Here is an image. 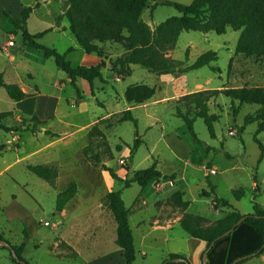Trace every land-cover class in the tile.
Returning a JSON list of instances; mask_svg holds the SVG:
<instances>
[{
	"label": "rangeland",
	"instance_id": "374dc122",
	"mask_svg": "<svg viewBox=\"0 0 264 264\" xmlns=\"http://www.w3.org/2000/svg\"><path fill=\"white\" fill-rule=\"evenodd\" d=\"M62 1L64 13L67 11L74 18L72 25L68 21L70 27L85 39L88 50L98 56L99 60L105 61L104 57H106V61L111 63L116 58L123 57L130 52V33L127 26L129 20H123L120 17L121 8L112 9L107 0ZM176 1L189 3L191 0ZM156 2L157 0H148L138 19L143 22L146 20L152 26H156L167 17L179 14V11L173 5ZM151 3L153 4L151 5ZM28 6L44 11L43 22L35 20L36 16H32V20L28 23L30 30L38 31L52 22L51 12H57L58 7L61 5L58 0H0V18L3 24L10 25L11 22L8 17L1 13L2 11L8 12L12 18H19L22 16V10ZM94 21H100V23L95 24ZM187 22L195 24L197 20L191 18ZM155 28L150 27L152 31ZM56 31L46 33L40 42L45 45L55 42ZM238 33L237 30L228 28L224 33L210 30L204 36L202 31L182 30L177 37L174 49L182 59H185L188 41L195 40L204 50L213 49L218 51L216 64L222 68L223 77L227 74L229 77V74L233 75L234 71L232 63L227 66L228 49L233 50ZM12 36L17 44L22 43L20 30H15ZM65 44L68 46L70 43L66 41ZM57 46L61 50L63 43ZM36 51L39 52L40 50L36 49ZM75 55H78L77 52L71 54L73 64H76ZM51 61L53 65H56L53 59ZM21 68L24 69L26 66H21ZM247 68L246 64L243 63L240 71ZM144 69V67L138 68L136 66L131 74L124 75L122 87L139 80L150 84L144 85L150 93L143 100V102H146L152 100L155 96H159V90L152 87V81L143 80ZM60 71L65 75L62 70ZM180 74L182 77L177 80V83L183 84L185 79V83L189 86L194 81L204 82L205 77L216 75L211 72L208 66L191 69ZM196 76H198L197 80H195ZM216 77L215 80H217ZM25 79L28 80V78ZM80 81H83L79 84L81 100L76 101L77 104L71 102L72 98H77V91L71 83H68L60 104V115L65 116V120L71 124L66 126L61 122H56L54 125L62 128H50L45 130L44 134L38 133L40 126H37L40 124L34 128L29 126L32 128H25L28 131L24 129L20 131V144H17L19 151L48 144L46 154L39 159L49 160L47 164H53L57 167V171L59 170L61 174L58 185L47 184L48 181L46 182L28 170L25 166L27 161L13 164L0 173V229L8 241H13L18 237H24L23 228L26 227L28 250L31 251L32 245L36 243H39L38 247L41 248L39 251H34L33 254L37 262L40 264H68L64 259H54L53 254L48 251L47 243L59 233L60 229L53 226L59 216L57 212H52L55 208L56 195L70 180L76 181L80 192L83 194L89 192L88 186L92 184L94 187L92 190L93 196H97L103 206L102 195L105 191L111 189H121L125 205L130 209L136 205V199L139 195L152 200L158 192L162 191L161 195H164L177 190L176 196H173L178 201L179 210H183L181 194L178 192L180 190L184 191L183 197L190 199L191 195H194L200 201L192 203L190 212L205 214L213 218L217 215L207 202L211 200V197L197 195V191L204 187L206 182H212L217 184L219 194L232 202L241 211H252L253 200L264 207V181L261 182L260 191L252 189V182L255 178L260 181L264 177V156L260 158L259 146L253 138L256 134L257 124L256 122L244 124L245 115L247 113L256 114L258 104L244 103L234 114L230 97L219 93L213 98L210 97L208 99L210 100L209 112L218 115L213 122L215 136L212 137L209 134L203 118L196 117L193 123L194 131L198 137V140H196L188 131L183 119L179 117L176 110L179 107L183 114L193 116L194 113L199 111V107L196 105L197 100L201 102L206 100L203 94H195L194 96L187 93L188 95L185 94L177 99L176 104L175 101L153 104L149 106L148 110L146 109L150 115L145 113L143 107L135 108L131 111L138 118L137 125H135L131 120H123L124 110L111 114L107 118H101L100 115L104 113L103 108L97 106L89 93L88 82L83 79ZM44 82H48V79H45ZM217 82H220V80H217ZM258 82L253 81L251 86L257 85ZM237 84V82L227 79L228 87ZM113 86L119 88L117 84L113 83ZM109 91H112V89ZM3 93H5L6 99L1 100L0 108H9L8 94L5 91ZM130 94L134 98L137 97L132 91ZM98 96L102 98L104 94ZM66 97L70 102L65 101ZM98 103L100 104V102ZM93 117L96 118L95 121L87 126L86 130L75 132L77 128L75 124H84ZM8 120L9 123L15 122L13 118H8ZM98 129L104 133V138L100 137ZM231 130L235 133L229 134L228 131ZM256 135L264 144V130ZM7 136L9 135L4 132L0 135L4 138ZM136 136L141 139V143L131 154L130 150ZM118 144H121L120 150L116 149ZM88 146L93 153L99 155L100 161L98 163L92 160L91 152L89 154L84 152V149ZM15 151L14 149H4L1 154L4 155L5 159L13 160L17 155ZM1 160L2 158H0V168L2 165ZM154 160L157 161L156 167L161 173L172 174L176 180L171 177H161L151 181L145 188H141L136 182H133L129 187H123V183L112 178L105 169L106 166L112 167L119 175L130 177L131 169L146 168ZM29 161L41 162L35 158ZM209 168H215L216 172L210 173ZM160 184H164V189L157 191ZM231 188L242 189L244 194L236 198L232 194ZM92 202L97 207L99 203L97 199H92ZM152 211L153 208H150L149 212ZM141 213L140 211L130 212L129 223L133 228H135V223ZM46 220L49 222L47 225L43 223ZM237 231L239 233L244 232L241 228ZM188 237L191 236L179 224L167 231L166 237L161 234V237L154 238L153 235H150L145 239H141L139 232L134 229L133 238L136 258L132 264H163L169 252L174 249H180L181 252L188 253L187 256L181 255L185 256L191 264L192 256L195 259V241L200 239L191 237L195 240L187 243ZM42 239H44L43 242H41ZM108 246L107 243L106 246L103 244L101 247H97L98 252H107L106 248H109ZM141 251H144L145 254ZM89 254H93V252H89ZM257 259L252 258L244 264H254ZM2 262V264H11L9 258L3 259Z\"/></svg>",
	"mask_w": 264,
	"mask_h": 264
},
{
	"label": "crops",
	"instance_id": "0c3cea01",
	"mask_svg": "<svg viewBox=\"0 0 264 264\" xmlns=\"http://www.w3.org/2000/svg\"><path fill=\"white\" fill-rule=\"evenodd\" d=\"M171 1H176V0H171ZM58 2L61 6L58 7L59 9L57 10V12L55 13L51 12L53 17L52 22H50V24H48L47 27L42 28L38 31L30 30V28L28 27V23H30V21L32 20V16H36L35 20H40L43 22L44 11L37 10L33 6H28L31 7V10L29 11V15L27 18V24H26L27 30L30 33H37L44 31L43 35L40 38H38L39 42L46 33L54 32L55 30H57L55 33L56 34L54 40L55 42H51L50 44H48L49 47H53L59 50L61 53H65L66 57L68 58L72 66H77L79 64L87 65V66L96 64L99 61V57L96 56L94 53L87 52L78 44L75 36L69 29L68 20L65 17H61L57 21V17L64 13V9L62 8L63 1L58 0ZM190 2H192V0ZM152 4L153 3H151V5ZM4 12L5 11H2L1 13L5 15ZM8 15L10 14L8 13ZM180 15L181 13L169 17L180 16ZM166 19H164L163 21H165ZM144 21L152 29H154L158 24L161 23L160 22L156 26H152L148 21L146 20ZM228 28L236 30L230 26L227 27V29ZM15 30L17 29H15L11 24L4 25L2 19L0 18V72L3 74V78L5 82L15 83L19 85L21 89L25 92V96L20 100H13L7 95L10 100L8 101L9 108H5V109H3L2 107L0 108V124L5 126H13L16 123L17 124L19 123V119H21L22 115H26V117H29L33 114H36L39 119L47 121L46 123L37 126V127L40 126L38 131L39 134H44L45 130L50 128L53 129H55V127L62 128L60 126H55L54 124L56 122H61L66 126L70 125L71 123L65 120V116L60 115V104L63 99V93L67 88V84L71 83L76 88L77 91V98L76 99L72 98L71 102L77 104L76 101H79L82 98L81 94H79L80 91L79 84L80 82H83L80 81L83 78L80 77L76 78L74 85L71 82V78L63 70L62 71L65 73V75L61 73L60 71L61 68L59 66L53 65L51 61V59H53L52 57H46L41 51L38 52L36 51L35 48L27 46L23 43L17 44L13 40L14 38L12 36V34L15 33ZM191 30H195V29H191ZM208 31H202L204 32V36L208 34ZM237 31L239 32L238 33V37H239L240 30ZM9 40H13V45H8ZM66 41H69L70 43L68 46H66L65 44ZM62 43H63V47L60 50L57 45ZM236 43L233 50L228 49L229 54L227 56L228 57L227 66L229 65V63L233 64V71H234V73H232L233 75L229 74L228 77L227 74L225 75V77H223L222 68L216 64L217 60L213 62V65L221 68L220 72L212 71L208 66L211 72L216 74L214 76L215 77L217 76L216 79L220 80V82H217V80H215V77L213 75H209L205 77L204 82L194 81L193 84L189 86L187 83H185V79L183 84L180 82L177 83V80L182 77V75L178 72L175 74L172 73L155 74L150 70H148L142 64H132L130 74L134 71V68L136 66L138 68L144 67L145 69L143 71L144 72L143 80L152 81L153 83L152 87L155 88V90L156 89L159 90V96H155L150 101L131 104L126 99L125 96L126 89L130 86L146 85L148 83L139 80L136 82H131L127 84L125 87H122L124 83V76L116 74L115 70L111 69L112 65L109 62H107L106 61L107 58L104 57L106 61L105 67L102 68V75L104 80L101 81L99 79H95L93 81L92 83L93 92L91 91L90 83L87 81L89 85L88 91L92 95V98L94 99L97 106H101V108H103L104 113L101 114L100 117L104 119L110 116L111 114L117 113L119 111L126 109H130L132 111L135 108H139V107H143L146 111L145 113H147V115H150L149 112H147L148 108H150L149 106L156 103H171L174 101L176 104V102H178L177 99H179L181 96L199 90H218L219 92L217 93L223 94L221 91L228 88L227 79L233 80L238 83L237 85L231 87H239L242 85L251 86L253 81H259L257 85L254 86H264V57L256 58V57L246 56L240 52H236ZM187 44L188 46L185 51V59H182L179 56V54L176 53L174 47L167 51V55L171 58L182 60L184 66L190 65L196 60V58L201 53L208 50L215 51L217 53V59H218V51L216 50L213 49L204 50L203 47L200 46L199 43L196 42L195 40H189ZM69 47H73L72 50H68ZM73 52H77L78 54L75 55L74 57L76 59L75 62L76 64H73L72 62L73 58H71V54ZM243 63L246 64L248 68L246 70L240 71V67L243 65ZM21 66H26V68L22 69ZM25 78H28L29 81L26 80ZM45 79H48V82H44ZM197 79L198 76L195 77V80ZM113 83L119 85V88L114 87ZM110 89H112V91H109ZM4 91L6 92V90L3 87H0V106H1V100L6 99L5 93H3ZM217 93H214L211 97L212 98L215 97ZM99 94H104V97L102 96V98H99L98 96ZM65 101L66 102L69 101L68 97L65 98ZM98 102H100V104ZM207 103H208V107L210 108V100H208ZM8 118H13L15 122L14 123L7 122L9 121ZM94 119L96 118L93 117L89 122H86L84 124H75L77 127L75 129V132H78L80 130H86L87 126H89L91 123L95 121ZM20 131L21 130L5 131L3 129H0V135L3 132L9 135L6 138L0 137V144H4L3 150L14 149L16 150L15 152L17 153L16 157H14L13 160H8L4 158L3 154H1L3 150L0 151V158H2L0 173L4 172L3 170L5 168H9L13 164L22 161H27L25 162V166L29 163L47 164L49 162V160L39 159L40 157L46 154L47 152L46 146L48 144H43L42 146H34L29 150H24V151L18 150L17 144H20L19 140L21 138ZM228 132L229 134L235 133L233 130ZM32 158H35L41 162H30L29 160ZM130 171H132V169ZM59 179H61V174L58 170L57 177L55 179L54 184L52 185L53 186L58 185ZM174 179L176 180V178ZM44 180L47 182L46 179ZM262 181H264V177L260 181H258L255 178V180L252 182V189L260 191V186L262 184L261 183ZM208 183H210L211 186H209ZM47 184H51V183L48 181ZM66 184L68 183L66 182ZM66 184L64 188L66 187ZM209 187H212V192L209 196L211 197V200L207 202L209 206L214 210L217 217L210 218L205 214L190 212L192 203L200 202V201L194 195H191L190 199L183 197L184 191H180V190L178 192H180L181 194V200L187 202V206L183 210H179L178 201L176 198L173 197L174 193H176L177 190L169 194L161 195L162 193L161 190L164 189V184H160V187H157L158 188L157 191H161V192L156 193V196L152 200H148L144 196L139 195L136 199V205L132 209L128 208L129 215L131 211L142 212L138 218V221H136L135 223V228H133L130 225L132 229V234H134V229H136L139 232L141 239H145L150 235H153L154 238L161 237V234H164L166 237L167 231L173 229L176 224L180 225V219L182 218L184 213H189L192 215H201L206 218L207 220L205 221L206 223L213 222L218 218L223 217L230 208L227 205L223 204L221 201L216 202L214 200V196L224 198L219 194V189L217 184L212 182H206L205 186L202 187L199 191H197V195H201L202 189L210 190ZM64 188H61V190H59L58 193L62 191ZM93 188L94 187L92 186V184H90L88 186L89 192L83 194L80 192L79 185H77L76 193L72 198H70L66 202L65 206L61 210H56L55 208L54 210H52L53 213L57 212L59 215L53 226L59 227L60 229H59V233L48 241L47 243L48 251L51 254H53L54 259H64L67 261L68 264H126L125 257L123 255V249L117 246L115 243L117 224L114 219V216L109 209H107L105 206L102 205V202L99 200L97 196H93V191H92ZM233 189L235 188H231V191H233ZM106 192L107 191H105L102 196H104ZM92 199H97V201L99 202L97 207L92 202ZM228 202L234 208L239 210L242 214L253 212L254 200L252 201V211L250 212H247L246 210L241 211L236 206H234L232 202H230L229 200ZM255 202L257 203V201ZM257 204L261 209H264V207L261 204L259 203ZM150 208H153L152 212H149ZM129 215H128V220H129ZM43 223L46 225L49 224L47 220L43 221ZM0 235L4 237L5 240H7L1 229H0ZM26 235H28V232L26 227H24L23 228L24 237L22 238L18 237L13 241H8V240L7 241L11 243V245H22L23 247L22 256L30 264H40L33 257L34 251H39L41 249L38 247L39 243L32 245L31 251H29L28 242H27L28 237ZM191 237L187 238V243L191 242L192 240H195L193 239L195 237L193 238ZM43 241L44 239L41 240V242ZM195 242H196V249L194 252L195 261L191 260L190 258L191 264H201L202 261L200 255L206 247V241L200 239V240H196ZM107 243L109 244L108 246L109 248H106L108 251L105 253L98 252L99 250L97 249V247H101L103 244H105L106 246ZM89 252L90 253L93 252V254H89ZM141 253L145 254L144 251H141ZM169 253H180L185 256L189 255L188 253L181 252L180 249L171 250V252ZM7 256H8L7 253H3L2 250H0V264L3 263L2 262L3 259H8ZM256 258L258 259L255 260L254 264L264 263V252L259 257ZM10 262L11 264H16L11 260ZM245 262H243L242 264H244Z\"/></svg>",
	"mask_w": 264,
	"mask_h": 264
},
{
	"label": "trees",
	"instance_id": "16d2710c",
	"mask_svg": "<svg viewBox=\"0 0 264 264\" xmlns=\"http://www.w3.org/2000/svg\"><path fill=\"white\" fill-rule=\"evenodd\" d=\"M113 8H121L120 17L125 20L128 19V31L130 33V52L123 57H118L110 64L113 70L118 75H128L131 72L132 64H142L148 70L155 74L163 73H183L191 69L199 68L202 66H209L212 71L220 72L221 68L213 65L217 60V53L212 50L201 53L196 60L190 65L184 66L182 60L171 58L167 55V51L174 47L177 37L182 30H201L208 31L214 30L217 33H224L227 27H232L240 30V34L236 43V52H240L246 56L251 57H264V0H192V2L185 4L177 1L165 0L163 4L173 5L180 16H173L167 18L165 21L158 24L154 31L149 25L138 19L140 12L145 7L148 0H107ZM158 3V1L156 2ZM31 7H25L22 10V16L19 18H12L8 13L4 12L9 18L12 26L21 31L22 43L40 50L46 57H52L57 66L61 68L70 78L71 82L75 85L76 78H83L91 85L95 79L103 81L102 68L105 67L106 62L100 59L96 64L92 65H77L72 66L70 61L66 58L65 53L59 52L53 47L44 45L38 41L44 31L37 33H30L27 30V18ZM66 17L71 23L74 22L73 16L67 11L57 17ZM195 18L197 23L190 24L187 20ZM92 22V21H91ZM99 24L100 21H94ZM70 31L75 36L78 44L90 52L85 44V39L72 30L69 25ZM69 47L68 50H72ZM0 87H3L8 96L13 100H20L25 96V92L21 87L15 83H7L0 72ZM137 95L134 98L130 92ZM218 90H201L198 92L190 93V95L203 94L205 99L203 102L197 100L196 105L199 111L194 113L193 116L183 114L179 107H177V114L181 117L194 139L198 140L196 132L193 128V123L196 117H202L209 134L214 137L215 129L213 122L217 119L218 115L209 112L208 99ZM224 95L230 97L233 113L235 114L240 106L244 103L258 104L256 114H246L244 117V124L250 122L257 123L256 134L264 130V87L261 86H246L228 87L221 91ZM149 89L144 85L130 86L126 89L125 96L129 103L143 102L149 96ZM188 95V94H187ZM123 120H131L137 125V118L132 114L130 109L124 110ZM46 120H41L36 114L29 117L22 116L21 121L17 125L5 126L0 124V129L5 131L22 130L24 128H34L38 124L46 123ZM32 126V127H29ZM100 137L104 138L105 135L98 129ZM254 135L253 138L257 142L260 149V158L264 156V144L261 140ZM141 139L135 137L133 146L130 150L132 154L139 144ZM4 144H0V151L3 149ZM116 149H121V144L116 145ZM85 153L91 155L94 162H99L100 157L98 154L93 153L92 149L88 146L84 149ZM259 158V159H260ZM27 168L37 176L46 179L51 184H54L57 177V167L53 164L45 163H29ZM157 161L141 169L132 170L130 177H123L119 175L112 167L106 166L105 169L109 175L121 181L123 187H129L133 182H136L145 188L151 181H155L161 177L173 178V175H166L156 167ZM209 186L210 183H208ZM210 190H201V195L210 196ZM77 191V183L74 180L68 182L66 187L57 194L55 209L61 210L66 202L74 196ZM233 195L239 198L243 194L241 189H233ZM174 196L176 194L174 193ZM173 196V197H174ZM175 198V197H174ZM214 200L221 201L230 209L227 213L217 220L206 223V218L201 215H192L184 213L180 219L181 227L192 237L206 241V247L202 251L200 258L203 259L204 252L206 255V264H232L233 261L239 257L247 255L248 257L237 262H243L252 258L259 257L264 252L262 243L264 242V209L253 202V212L242 214L239 210L234 208L227 199L214 196ZM183 207L187 206V202L182 201ZM103 204L108 208L116 221V238L115 243L123 249L126 264H132L136 258V249L134 245V238L132 229L129 224L128 215L129 209L125 205L121 195V189L109 190L103 196ZM244 218L243 221L235 227V229L227 236H220L231 229L236 222ZM241 228L243 233L237 230ZM0 239H4L0 235ZM212 244V241H214ZM17 256L16 260L11 251L4 245L0 244V248L8 249L9 259L18 264H30L22 256V245H12ZM163 263L166 264H190L188 259L179 253H169L167 259ZM203 264V261L201 262ZM264 264V263H259Z\"/></svg>",
	"mask_w": 264,
	"mask_h": 264
},
{
	"label": "water",
	"instance_id": "95a60500",
	"mask_svg": "<svg viewBox=\"0 0 264 264\" xmlns=\"http://www.w3.org/2000/svg\"><path fill=\"white\" fill-rule=\"evenodd\" d=\"M157 1H158L159 3H162V2H163V0H157ZM243 219H244L243 217H242L241 219H239V220L236 222V224H235L231 229H229L228 231L224 232V233L220 236V238L229 235V234L235 229V227H236L237 225H239V224L243 221ZM214 242H215V240L212 241V244H214ZM0 244L6 246V247L11 251L13 257H14L16 260L19 259L18 256H17V254H16V252H15V250H14V248H13V246L11 245V243H9L7 240L0 239ZM262 246L264 247V242L262 243ZM206 255H207V252H204V254H203V259H202L203 264H206ZM247 257H248L247 255H244V256H242V257H239V258L235 259V260L233 261L232 264H237V262H239V261H241L242 259H245V258H247ZM163 264H166V263H163Z\"/></svg>",
	"mask_w": 264,
	"mask_h": 264
},
{
	"label": "built area",
	"instance_id": "2783aa9c",
	"mask_svg": "<svg viewBox=\"0 0 264 264\" xmlns=\"http://www.w3.org/2000/svg\"><path fill=\"white\" fill-rule=\"evenodd\" d=\"M8 45H13V40H9L8 41ZM21 121V119H19V122ZM210 173H215L216 172V170H215V168H209V170H208ZM46 223V222H45ZM2 252L3 253H7V258H9V251H8V249H2ZM16 263V262H15ZM16 264H18V263H16Z\"/></svg>",
	"mask_w": 264,
	"mask_h": 264
},
{
	"label": "bare ground",
	"instance_id": "6f19581e",
	"mask_svg": "<svg viewBox=\"0 0 264 264\" xmlns=\"http://www.w3.org/2000/svg\"><path fill=\"white\" fill-rule=\"evenodd\" d=\"M192 258H193V260H195L193 256H192Z\"/></svg>",
	"mask_w": 264,
	"mask_h": 264
}]
</instances>
